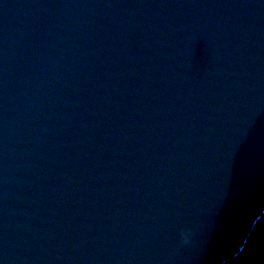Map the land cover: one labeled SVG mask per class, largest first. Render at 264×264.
Returning <instances> with one entry per match:
<instances>
[{
  "label": "water",
  "instance_id": "1",
  "mask_svg": "<svg viewBox=\"0 0 264 264\" xmlns=\"http://www.w3.org/2000/svg\"><path fill=\"white\" fill-rule=\"evenodd\" d=\"M262 218L264 0H0V264H226Z\"/></svg>",
  "mask_w": 264,
  "mask_h": 264
},
{
  "label": "rangeland",
  "instance_id": "2",
  "mask_svg": "<svg viewBox=\"0 0 264 264\" xmlns=\"http://www.w3.org/2000/svg\"><path fill=\"white\" fill-rule=\"evenodd\" d=\"M261 243H263V242H260L256 245L254 242L252 244H250L249 249L247 251V255L249 254V257L253 256V257H255V259H251V258L249 260L247 259L248 261H246V263H243V264H259L258 262H264V249L260 250V248H262L264 246V243L263 244H261ZM247 255H243V257L241 259H237V260L231 262V264H242L241 262L243 260L245 261L246 258H248ZM226 264H230V262H228Z\"/></svg>",
  "mask_w": 264,
  "mask_h": 264
},
{
  "label": "bare ground",
  "instance_id": "3",
  "mask_svg": "<svg viewBox=\"0 0 264 264\" xmlns=\"http://www.w3.org/2000/svg\"><path fill=\"white\" fill-rule=\"evenodd\" d=\"M255 230L253 231V233H252V239H253V241L250 239L249 241H248V244L250 243V244H252L253 242L255 243V245L256 244H258V243H260V242H263L264 243V218H262L261 220H259V221H256V224H255V228H254ZM263 243H261V244H263ZM250 244H249V246H250ZM252 246V245H251ZM257 247V246H256ZM261 249H264V246L262 247V248H260V250ZM244 255H247V252H245L244 253ZM243 256V255H242ZM248 256V258H246V260L244 261H242L241 263L243 264V263H246V261H248L250 258L251 259H255V257H253V256H251V257H249V254L247 255ZM246 257V256H245ZM248 259V260H247ZM259 264H263L264 262H258ZM230 264H231V260H230Z\"/></svg>",
  "mask_w": 264,
  "mask_h": 264
},
{
  "label": "clouds",
  "instance_id": "4",
  "mask_svg": "<svg viewBox=\"0 0 264 264\" xmlns=\"http://www.w3.org/2000/svg\"><path fill=\"white\" fill-rule=\"evenodd\" d=\"M184 240H185V242L187 241V238L186 237H184Z\"/></svg>",
  "mask_w": 264,
  "mask_h": 264
}]
</instances>
